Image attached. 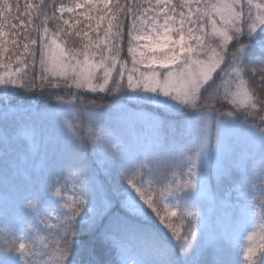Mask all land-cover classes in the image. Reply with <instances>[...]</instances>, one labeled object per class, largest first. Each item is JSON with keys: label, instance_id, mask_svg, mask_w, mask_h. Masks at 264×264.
Instances as JSON below:
<instances>
[{"label": "snow or ice", "instance_id": "1", "mask_svg": "<svg viewBox=\"0 0 264 264\" xmlns=\"http://www.w3.org/2000/svg\"><path fill=\"white\" fill-rule=\"evenodd\" d=\"M258 40L259 58L249 55ZM33 93L54 99L52 108L20 101ZM145 106L193 118L166 122ZM81 109L97 123L118 109L153 134L139 150L91 129L84 138L68 119ZM35 118L72 133L42 165L43 213L34 177L8 175L13 155L22 158L17 149L38 147ZM90 147L105 154L107 187L89 164ZM0 160V198L47 230L29 224L30 238L0 241L22 264H233L229 237L209 236L192 210L213 173L233 180L242 264H264V0H72L53 2L51 14L43 0H0ZM69 176L75 183L63 194Z\"/></svg>", "mask_w": 264, "mask_h": 264}, {"label": "trees", "instance_id": "2", "mask_svg": "<svg viewBox=\"0 0 264 264\" xmlns=\"http://www.w3.org/2000/svg\"><path fill=\"white\" fill-rule=\"evenodd\" d=\"M39 2L40 0H33V3ZM43 2L45 5V10L51 14V5L53 2H55L57 7H59L61 4L65 6H71L72 0H43ZM64 18H68V14H65ZM259 46L260 42L258 40L256 44L252 46L249 55L259 58L261 55V52L258 50ZM247 62L248 60L246 58L245 63ZM252 62L257 64L260 63L259 60H254ZM84 96L86 100L94 99L99 105H102L105 108H107L108 105L113 104V97L109 95L104 94ZM24 99L27 102L37 101L41 105L40 108L46 110H50L55 103L54 99L50 98L46 94L40 93L29 94ZM226 110L229 109L227 107L222 109V111ZM158 114L161 119L166 122L179 121L168 119L165 115H163V112H159ZM68 119L73 123L76 131L84 138H87L90 135L89 129L92 130L91 134L93 135L110 134L112 136V129L109 130V118L106 119L105 116L102 121L97 123L96 121L91 120L88 113L81 109L78 116L71 114ZM240 119H244L243 114L240 115ZM33 123L35 124L34 130L38 138V147L33 150L30 146L26 145L23 148L17 149V152L22 154V158L17 157L15 154L13 155L12 158L16 160L17 167L9 168L8 175H19L21 172H27L34 177L35 183L33 185V190L41 196L39 200V210L41 213H43V211L48 207V202L47 197L43 194V185L39 180L42 165L45 162V158L51 159L55 154L60 152L62 144L59 138L63 139L65 137H69L72 135V133L69 131L67 132L65 130L66 127L62 126L53 129V125L48 122H43L39 118H35ZM161 136L164 138H169L171 136V131L167 126L162 129ZM88 161L90 166L93 168V172L95 173L97 180L104 183L107 187L109 184V178L105 175V154L93 151L90 147L88 152ZM4 168L5 164L0 161V181L3 180ZM61 183L63 184L64 181L62 180ZM74 183L75 178L69 176L67 185L64 188V192H70ZM208 187L210 188V196L213 200L209 202L208 200L203 199L199 202L198 207L192 210L199 211L201 213V227H206L208 235L214 237L222 233L226 234L227 231L225 230V227L227 225L234 224L232 222V204H234V201L233 197L228 195V192L226 191L228 187L233 188V180H229L227 178L218 179L213 173L209 179ZM53 207H55V205H53ZM257 207H259L258 204ZM8 208H10V210ZM0 210V241H3L5 238L18 239L21 235L30 238L33 233H31L28 229L29 224H32L40 235L47 234V230L43 228V225L39 224V221L36 219V217L32 213L22 210L20 206L11 203H5V201L0 198ZM119 211L121 215H124L123 210ZM128 218L131 223H142V221H140L138 218L131 217L130 215ZM156 227L159 228L160 226L157 224ZM85 235V233L81 232V236ZM245 242L246 240H244L242 243ZM237 245L238 244L234 239L229 240L227 256L228 259L233 262V264H242L241 257L239 256V248ZM209 255H211V253ZM106 256L108 259L116 258L115 252L111 251L106 253ZM6 260H11L12 264H22V261L18 258L10 256V254L0 250V261Z\"/></svg>", "mask_w": 264, "mask_h": 264}, {"label": "rangeland", "instance_id": "3", "mask_svg": "<svg viewBox=\"0 0 264 264\" xmlns=\"http://www.w3.org/2000/svg\"><path fill=\"white\" fill-rule=\"evenodd\" d=\"M83 94L84 95H90V96L104 95L102 93L101 94H94V93H90V92H84ZM28 95L29 94H24L20 98V101L25 104V99L24 98H26ZM34 103H35L36 107L39 106L36 102H34ZM133 107H135V106H133ZM39 109L40 110H46V109H43V108H39ZM149 109H152V110H149ZM143 110L145 112L155 113L158 116H159L158 113L160 112L159 110L155 109L152 106H145ZM163 115H165V116H175V117L182 116V117L193 118L190 113H181V114L163 113ZM70 116H71V114L69 115V117ZM104 116L106 117V119L109 118V121H110L109 122V125H110L109 128H110V130L113 129V127H117L116 130L111 131V134L114 137V139L119 141L121 143V145L124 146V147H128V148H131L133 150H139V149H141L142 147L145 146L147 137H149L148 135L149 134L150 135L153 134V133H151V131L149 129H142L139 126V130H138L139 138L143 139L144 136H145L146 139L144 141L141 140L140 143H137V141H139V139L138 138L134 139L133 137H131V134H130V130L133 131V127L131 126L132 117L127 116L126 114L120 112L118 109H113L110 112H106L104 114ZM65 130L68 132L67 128ZM190 140L191 139H189L188 143L190 142ZM144 179L147 180L148 177H145ZM252 195H254V191H251L249 193V197H251ZM208 196H209V188H208V195L206 197H208ZM235 200H236V197H235ZM172 202H173V198L170 197L169 198V203H172ZM258 224H259V221L257 219V221L254 223L253 227L258 226ZM226 229L229 231V234H226L229 238L230 237H236V238L242 239L244 237V233H242V230L240 228H238L236 225L234 227H229V228L227 227Z\"/></svg>", "mask_w": 264, "mask_h": 264}]
</instances>
